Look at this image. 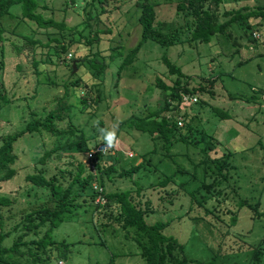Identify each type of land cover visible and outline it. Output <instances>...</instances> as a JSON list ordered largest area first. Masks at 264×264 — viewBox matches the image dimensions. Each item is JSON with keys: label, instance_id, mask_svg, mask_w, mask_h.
Listing matches in <instances>:
<instances>
[{"label": "rangeland", "instance_id": "374dc122", "mask_svg": "<svg viewBox=\"0 0 264 264\" xmlns=\"http://www.w3.org/2000/svg\"><path fill=\"white\" fill-rule=\"evenodd\" d=\"M101 1L103 6L100 0H46L49 10H41L43 16L57 23L64 22L67 27L63 32L50 29L46 33L32 22L23 21L21 6L12 9L16 18L4 17L0 21L4 29L0 42V65L3 61L0 80L4 81L12 99L11 105H0V141L22 130L33 118H45L66 92L72 109L69 118L58 127L74 133L55 136L42 130L27 134L15 143L17 176L0 183V200L11 201L0 207L5 225L2 230L13 233L5 246H12L19 234L12 228L21 221L22 215L50 195L48 190L33 187L26 176L33 174L36 167L47 169V176L60 175L61 170L68 177L75 174L78 164L87 167L91 154L102 148L100 129L115 125L118 143L110 154L117 159L119 171L138 165L146 155L151 162L145 161L146 168L130 178L116 175L113 181L106 180L103 187L107 193L130 191L143 208L150 202L152 212L146 219L148 224L168 223L165 234L185 245L189 259L206 264H264V254L261 262L253 260L256 248L261 247L264 253V217H256L252 209L239 205L241 200L253 205L259 202V211L264 212V21L251 20V31L263 34V42L255 44L249 42L243 27L232 29L234 38L215 37L210 44L184 42L163 47L148 41L134 64L119 74L123 59L141 39V9L137 0ZM149 1L157 4L158 31L172 39L170 34L184 25V19L177 12L181 0ZM226 1L232 9L264 6V0ZM89 21L90 28L84 29ZM79 33L90 39L98 38L100 42L95 41L91 46L87 45L88 40L74 43L60 61L53 56L54 63L61 62L58 66L43 64L48 53L46 48L38 47L34 52L26 44L27 39L46 43L48 34L60 40L65 35L70 40ZM98 52L101 57L97 56ZM165 55L189 77L190 89H201L197 93L200 102L181 107L177 114L186 118V124L213 137L211 157L233 154L229 181L220 186L224 200L213 199L202 189L204 166L199 164L205 159L201 148L206 144H195L189 137L188 143L176 142L168 152L160 144L156 145L149 134L129 124L136 115L154 113L163 107L165 97L157 81L172 86L177 78L165 65ZM95 58L106 60L108 69L103 81L93 86L96 81L91 76V68ZM35 60L41 62L39 77L33 67ZM72 61L77 68L74 74L70 69ZM75 81L80 85L73 86ZM81 97L88 98L89 107L85 112H81ZM254 97L258 98L257 103H253ZM192 131L187 129L186 134ZM44 148L53 151V156L41 165L38 159ZM131 152L133 158L126 155ZM173 173H177L175 180L161 186ZM181 183H186L185 189L180 187ZM165 189L178 191L168 195ZM191 192L197 193L195 201L191 200ZM87 199L80 200L74 214L53 232L52 240L57 247L48 240L40 244L42 259L36 264H59L60 261L144 264L133 239L135 234L132 230L124 231L115 219L119 206L97 207ZM234 213L236 221L232 220ZM42 231L38 240L43 238ZM38 259L29 249L22 248L10 254L7 262L35 264Z\"/></svg>", "mask_w": 264, "mask_h": 264}, {"label": "trees", "instance_id": "16d2710c", "mask_svg": "<svg viewBox=\"0 0 264 264\" xmlns=\"http://www.w3.org/2000/svg\"><path fill=\"white\" fill-rule=\"evenodd\" d=\"M112 1L116 0H104V3ZM102 2L100 0L103 6ZM15 6H21L22 20L32 22L39 30H44L46 33L50 29H57L59 32L66 30L67 25L64 22L57 23L54 19H46L43 16L41 10H49L46 0H0V21L4 17L16 18L12 13V9ZM137 6L141 9V16L139 18V23L142 26L141 39L129 50L123 59L119 68V74L122 73L125 67L134 64L143 45L148 41L158 43L163 47H172L176 43L184 42L210 44L215 37L229 40L234 38L232 29L243 27L245 28V35L248 37L249 42L255 44L256 41L253 39V32L251 31V20L261 19L264 21V6L246 5L239 9H232L228 8L226 0H181L177 6V12L184 19V25L175 29L173 34H170L173 37L171 39L167 34L157 29L156 3H152L149 0H137ZM104 13H106L105 9L103 10ZM88 20H91V18L89 17ZM84 26V29H89L90 21L86 22ZM3 33L4 29L0 27V42H2ZM47 36L48 42L46 43H42L39 39H27L26 41V44L34 49V52H36L38 47L47 49V57L43 60V64L47 65L58 66L61 62L54 63L53 56H56L60 61L63 54L69 53V49L74 43L88 40L87 45L91 46L95 41H98L97 43L100 42V39H90L82 33H79L77 37H73L70 40L65 35H63V39L61 40L52 38L51 34ZM182 36H185V39H182ZM97 56L101 57V52H98ZM72 60L75 62V59ZM163 60L169 72L177 75L172 86L166 85L161 80L157 81V87L161 89L165 97V100L163 99V107L159 111L147 115L138 114L132 120H129V124L133 129L149 134L151 140L156 145L160 144V148L163 147L168 152L172 150L176 142L184 141L188 143L189 137L195 144H206L205 148H201L205 159L199 164V166H204L202 189L213 199H223V191H221L220 186L224 182L229 181V171L233 168L231 164L233 154L226 153L221 157H211L209 151L213 146V137L208 136L205 132L203 133L195 127L193 128L189 123L181 128L174 121L175 113L180 109V93L185 92L197 95L201 89H190L189 77L182 72V69L173 64L166 55L163 57ZM73 61L70 67L71 74H74ZM92 62H96L93 65L91 64V76L96 81V83H93L94 86L99 81H103L108 65L106 60L100 61L96 58ZM33 64L35 75L39 77L41 74L39 72L41 62L39 63L35 60ZM2 66L3 61H1L0 69H2ZM73 84V86L80 85L78 81H75ZM67 94L66 92L63 97L58 99L56 107L45 118H33L22 130L1 139L0 183L13 180L17 176L18 171L15 165L18 161V156L15 154V143L20 138L27 134L41 132L42 130L55 136L74 134L73 131L68 133V131L59 129L58 127V124L67 120L71 113L72 106L68 103ZM87 94L89 95V93ZM9 97L4 81L0 80V105H11L12 99ZM87 99V97H81V104L83 105L81 112L87 111V107H89ZM253 100V103H257L258 98L254 97ZM187 129L188 131L193 130V133L186 134ZM207 138L209 139L207 140ZM156 150L157 148L153 153ZM41 152L38 164L45 165L47 160L53 156V151H47L44 148ZM110 153H113L112 148L110 152L103 153L102 151H97L94 155L91 154L92 159L86 164L87 167L82 163L78 164L77 172L69 174V177L65 175L63 170L60 171V175L47 176L48 170L42 167H36L33 174L26 176V180L33 187L48 190L50 195L46 201L33 206L32 210L26 211L22 215L21 221L12 228L13 231L19 234L10 247L5 246V242L13 233L10 231L3 232L2 229L5 225L0 217V264H11L7 262L8 256L20 251L22 248L29 249L32 254L36 255L39 259L35 260V264L38 263L42 259L39 257V252L42 248L40 244L48 240L53 246H58L54 245L55 242L52 240V234L65 222L68 216L74 214L77 210L78 202L82 199L86 202L87 198H89L92 203H95L100 193L93 187V184H98L97 182L99 181L98 185L103 187L106 180L113 181L116 175L120 178H130L133 174H137L142 169H145L147 162H151V159H147L146 155L138 165L119 171L120 169L116 167L117 159L111 156ZM91 163L96 168V174L91 168ZM176 177L177 173H173L167 176L165 181L161 182L160 185L165 187L169 182L175 180ZM208 179H212L211 183L207 182ZM185 184L181 183L180 187L185 189ZM164 191L168 195H172L176 194L178 189H170V191L165 189ZM196 195L197 193H190L192 201L196 200ZM104 196L107 201L106 204L99 205L95 203L96 206L102 208L119 206L120 212L115 219L122 224L124 231L130 233L129 231L132 230L135 234L133 239L140 249V256L144 260V264H206L189 259L186 256L185 245L180 243L177 238L165 234L168 223L158 222L156 224H148L146 219L152 212L150 202L146 203V207H141L140 203H136L130 191L115 193H107L105 191ZM10 202L8 198H2L0 200V207L7 206ZM197 202L199 203V201ZM239 205L241 208L248 207L252 209L256 217H264V212L259 211V202L253 205L241 200ZM232 220H237L236 213H234ZM41 230H43V238L38 240ZM30 236H33V238L28 239ZM256 250L253 260L261 262L262 259L260 258L264 254L263 249L259 247Z\"/></svg>", "mask_w": 264, "mask_h": 264}, {"label": "built area", "instance_id": "2783aa9c", "mask_svg": "<svg viewBox=\"0 0 264 264\" xmlns=\"http://www.w3.org/2000/svg\"><path fill=\"white\" fill-rule=\"evenodd\" d=\"M253 39L255 41H261L263 42V34L262 32H258V31H254L253 32ZM200 101L198 99V95H194L192 93H185V92H181L180 93V108H184V107H191L193 105H196L198 104ZM185 120L186 118L183 117V115H179L177 113H175V116H174V121L177 122L178 126L183 128L185 126ZM104 146H102V148H99L97 149V151H102L103 153H106V152H109L111 150L110 149H103ZM96 152V151H95ZM128 157H134V154L131 152V153H127L126 154ZM91 168L93 169L94 173L96 174V168L94 166L93 163H91ZM95 189L100 193L98 195V197L96 198L95 200V203L96 204H99V205H105L106 204V198L104 196V188L101 187L100 185L98 184H95ZM59 264H65L63 261H60Z\"/></svg>", "mask_w": 264, "mask_h": 264}, {"label": "clouds", "instance_id": "9594fccd", "mask_svg": "<svg viewBox=\"0 0 264 264\" xmlns=\"http://www.w3.org/2000/svg\"><path fill=\"white\" fill-rule=\"evenodd\" d=\"M99 139L103 142V149L114 148L118 143L117 139V126H113L111 129H100Z\"/></svg>", "mask_w": 264, "mask_h": 264}, {"label": "water", "instance_id": "95a60500", "mask_svg": "<svg viewBox=\"0 0 264 264\" xmlns=\"http://www.w3.org/2000/svg\"><path fill=\"white\" fill-rule=\"evenodd\" d=\"M73 66H74V71H73V72L75 73V72H76V70H77V68H76V63H74V65H73Z\"/></svg>", "mask_w": 264, "mask_h": 264}]
</instances>
